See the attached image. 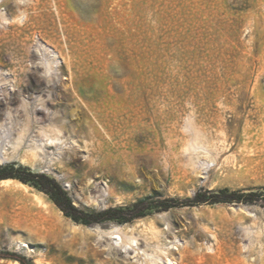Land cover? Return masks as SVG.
Returning <instances> with one entry per match:
<instances>
[{"label": "rangeland", "instance_id": "obj_1", "mask_svg": "<svg viewBox=\"0 0 264 264\" xmlns=\"http://www.w3.org/2000/svg\"><path fill=\"white\" fill-rule=\"evenodd\" d=\"M1 14L5 19L0 18V81L13 99L8 116L0 117V128L7 130L14 143L32 131L46 140L53 126L64 123L76 144L63 153L73 158L56 164L54 170L31 167L27 161L32 150L24 146L9 147L0 165L44 173L83 212L126 209L137 202L146 208L160 201H177L164 211L143 209L145 216L128 223L84 225L66 217L48 195L33 186L4 179L0 197L5 190L1 182L11 180L24 185L37 203L31 212V232H18L0 222V251L22 255L32 264H124L119 256L100 253L98 234L117 229L143 233L153 226L171 234L168 242L187 244L184 256L185 248L172 250L175 264H264V150L249 142L256 132L264 138V116L257 112L239 75L242 57L263 51L264 0H0ZM24 16L25 21L19 22ZM25 39L33 45L40 39L58 52L65 50L75 66L69 87L65 66L57 59L62 85L45 104L49 118L38 113L42 120L36 126L32 107L42 78L33 72L35 59L23 47ZM109 60L118 64L108 66L110 74L125 71L120 79L130 89L128 94L122 93L119 82L109 92L108 79L103 76ZM36 61L50 67L54 64L52 59ZM224 94L227 109L220 116L216 97ZM112 108L177 111L189 125L180 130L174 145L179 148L192 142L200 147L204 165L193 166L202 171L171 177L166 170L191 169L175 162L163 141L155 152L157 160L153 158L155 141L149 117L138 124H134L136 117L128 121L131 127L127 129L134 132L132 152H128L137 170L149 172L153 180L121 183L116 176H123L115 175L116 169L96 170L82 157L89 154L93 141L90 109L110 117ZM120 126V122L113 123L116 130ZM199 127L205 132L195 137ZM244 128L251 132L248 137L243 136ZM136 129L143 132L137 134ZM68 182L69 190L64 186ZM96 183H113L114 195L97 199ZM220 189L257 196L225 204L181 203L198 193L208 196ZM17 237L29 245L30 253L14 248ZM246 240L253 244L249 253L239 251ZM0 264L20 263L0 259Z\"/></svg>", "mask_w": 264, "mask_h": 264}, {"label": "bare ground", "instance_id": "obj_2", "mask_svg": "<svg viewBox=\"0 0 264 264\" xmlns=\"http://www.w3.org/2000/svg\"><path fill=\"white\" fill-rule=\"evenodd\" d=\"M18 9L22 10V8ZM24 11L25 9L23 8V12ZM0 18L5 19L4 14H1ZM25 19L26 17L24 16L23 20L19 22L23 23ZM12 24L13 23H9V25ZM1 27L2 26H0V29ZM22 45L35 59L33 72L35 74L39 73V76L42 78L40 88H38V92L36 96H34L35 102L32 107V120L36 126L39 125L42 120L38 113H42L49 118V111L45 104L51 95L57 93V89L62 85L59 77L62 71H60L57 66V59L65 66V72L67 74L66 85L69 87L72 86L71 83L74 77L75 66L68 52L66 53L65 50L58 52L43 40L39 39L36 44L33 45V43L29 44L27 39H25ZM37 59H44L46 61L52 59L54 60V64L50 67L45 63L37 62ZM109 65L115 67L118 64L116 61L109 60L104 66L103 76H106L108 79L107 88L109 92H114V85L116 82H119V84L122 85V93L128 94L130 89L124 86V80L120 79V77L125 74V71L121 69L113 76L108 70ZM2 75L3 73L0 66V80L3 77ZM239 75L242 85L249 91L250 97L254 101L257 112L263 114L261 115L262 118L264 116V47L263 51H261L258 56H253L250 53L242 57ZM216 98L219 102L218 109L221 116L227 109L224 99L226 95H218ZM12 99L13 94L0 81V117L4 118L8 116ZM90 114L94 117V124L91 127L93 141H91L89 145V154L83 153L84 156L82 157L89 160L90 163L95 166L96 170L116 169L117 173L115 175L120 174L123 176L120 177L117 175V182L130 183V179H137L139 182H143L145 179H149L150 181L153 180L151 176H148L149 172L137 170L133 162V155L130 154V152H132L131 146L133 148L132 134L134 132L129 131L131 129H127L131 127H127V124L128 121L134 117H136L134 119V124H138L143 118L149 117L152 125L149 131L155 141L153 153V158L155 160L158 158L155 154L160 148V142L163 141L175 162L182 163L191 169L166 170L171 174L172 178L177 179L178 175L187 176L202 171L194 170L195 167L193 166L195 163L204 165V163H202V161L204 162V157L200 152V147H197L196 144L192 142H186L179 148H176L174 145V140L180 133V130L185 128L186 124L187 126L189 125L188 120L181 119L177 111L165 113L162 109L150 108L148 111L132 112L124 109L115 110L112 108L110 117L105 112L95 109H90ZM188 114L190 115L192 113L189 111ZM115 122L121 123L119 130L113 127V123ZM245 123L247 124L248 122ZM51 129V135H46L48 137L46 140L39 135H34L36 131L34 133L32 131L27 134L26 138L20 140V142L11 143L9 141L11 139L9 133L6 129L1 127L0 160L2 159V153L8 150L9 147L15 150L18 146H24L32 150V155L27 163L34 168L45 167L46 170H54L55 165L61 164V161L64 159L71 160L73 155H68V157H66L63 153L69 151L71 148L73 149V146L76 144L72 132L66 129L64 123H61L59 126L55 125ZM142 132L143 131H139L138 129L135 130L137 134ZM204 132V129L199 127L194 131V136L203 135ZM250 134L251 132L248 128L243 129V136L248 137ZM260 135L262 134L256 132L249 142L252 143L254 148L264 150V138H260ZM85 147H88V145ZM37 152L39 154H37ZM74 153L76 156L77 154L75 151ZM204 168H207V165H205ZM206 171L207 170H205V173ZM142 177H144V179ZM58 178L64 180L62 174H59ZM1 183L5 190L1 191L0 197V222L18 232H31V212L37 201L29 194L24 185L11 180ZM64 186L68 190L71 188L69 182L65 183ZM93 191L97 199L101 198V201H104L107 197L114 195V184L96 183ZM98 235L97 247L100 253L114 258L119 256L124 264H175L172 257V250H179L177 246H180L185 248L181 252L183 256L188 252L186 243L180 245L177 241L168 242L169 235L171 234L163 233L153 226H149L148 230L143 233L131 229V232L126 234L117 229L113 232L101 233V235ZM114 235L115 237H113ZM14 248L20 251V253H30V251H28L29 245L23 243L22 239L19 237L15 240ZM208 249H210V247ZM252 249V242L246 240L239 248V251L249 253Z\"/></svg>", "mask_w": 264, "mask_h": 264}, {"label": "trees", "instance_id": "obj_3", "mask_svg": "<svg viewBox=\"0 0 264 264\" xmlns=\"http://www.w3.org/2000/svg\"><path fill=\"white\" fill-rule=\"evenodd\" d=\"M4 179H13L33 186L37 190L48 195L57 208L66 216L71 218L75 223L84 225L99 224L106 221H116L119 223H128L136 218L146 215L145 209H155L164 211L174 206L177 200L160 201L152 207L143 208L142 202L134 203L131 207L124 208H110L102 212L89 213L83 212L76 208L70 198L67 196L63 188L50 179L44 173L32 172L29 169L22 167H14L13 165H0V181ZM257 196L256 193H243L241 191H230L228 189H220L215 192L206 194L198 193L192 199L185 200L181 203L188 205H195L200 203L208 204H225L240 201H249L252 197ZM142 209V211H141ZM144 209V210H143ZM0 259H12L20 264H32L26 257L17 253L0 251Z\"/></svg>", "mask_w": 264, "mask_h": 264}]
</instances>
